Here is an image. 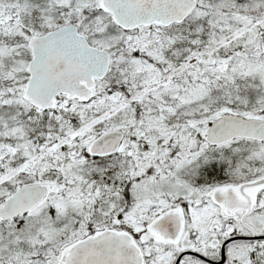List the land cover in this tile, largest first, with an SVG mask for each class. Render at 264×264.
I'll return each instance as SVG.
<instances>
[{"label": "snow or ice", "instance_id": "6c2138e0", "mask_svg": "<svg viewBox=\"0 0 264 264\" xmlns=\"http://www.w3.org/2000/svg\"><path fill=\"white\" fill-rule=\"evenodd\" d=\"M0 264H264V0H0Z\"/></svg>", "mask_w": 264, "mask_h": 264}]
</instances>
